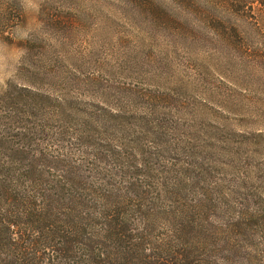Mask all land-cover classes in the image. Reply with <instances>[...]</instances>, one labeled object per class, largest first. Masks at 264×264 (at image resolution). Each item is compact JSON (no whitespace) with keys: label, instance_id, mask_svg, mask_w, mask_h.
<instances>
[{"label":"rangeland","instance_id":"obj_1","mask_svg":"<svg viewBox=\"0 0 264 264\" xmlns=\"http://www.w3.org/2000/svg\"><path fill=\"white\" fill-rule=\"evenodd\" d=\"M6 90L2 123L49 175L108 142L150 186L201 187L211 217L244 222L233 262L264 264V5L0 0Z\"/></svg>","mask_w":264,"mask_h":264},{"label":"trees","instance_id":"obj_2","mask_svg":"<svg viewBox=\"0 0 264 264\" xmlns=\"http://www.w3.org/2000/svg\"><path fill=\"white\" fill-rule=\"evenodd\" d=\"M10 95L6 90L0 102L10 103ZM3 115L0 264H235L237 234L228 229L244 222L226 225L211 217L193 192L201 187L182 193V181L180 188L150 186L140 179L143 164L132 158L122 163L100 140L89 164L80 158L68 167L63 160L55 167L63 169L51 176L28 157L27 144L13 141L18 132L13 123H2Z\"/></svg>","mask_w":264,"mask_h":264}]
</instances>
